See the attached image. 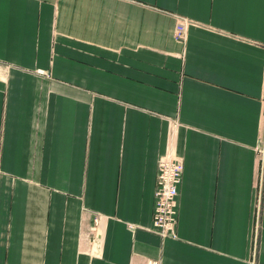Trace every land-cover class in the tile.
Here are the masks:
<instances>
[{
  "label": "crops",
  "instance_id": "1",
  "mask_svg": "<svg viewBox=\"0 0 264 264\" xmlns=\"http://www.w3.org/2000/svg\"><path fill=\"white\" fill-rule=\"evenodd\" d=\"M148 262L264 264V0H0V264Z\"/></svg>",
  "mask_w": 264,
  "mask_h": 264
},
{
  "label": "built area",
  "instance_id": "2",
  "mask_svg": "<svg viewBox=\"0 0 264 264\" xmlns=\"http://www.w3.org/2000/svg\"><path fill=\"white\" fill-rule=\"evenodd\" d=\"M188 21L179 19L174 32L178 39L184 38ZM183 170L182 161L170 144L166 153L156 166L155 188L153 192V211L151 231L162 238L176 236L177 194ZM148 264H155L148 262Z\"/></svg>",
  "mask_w": 264,
  "mask_h": 264
},
{
  "label": "rangeland",
  "instance_id": "3",
  "mask_svg": "<svg viewBox=\"0 0 264 264\" xmlns=\"http://www.w3.org/2000/svg\"><path fill=\"white\" fill-rule=\"evenodd\" d=\"M178 20H179V19H178ZM176 24H177V23H176ZM175 26H176V25H175ZM174 29H175V28H174ZM174 38H175L176 41H179V42H182L183 39H184V38H182V39H178V38H176V36H175V32H174ZM172 133H173V132H171L170 135H171Z\"/></svg>",
  "mask_w": 264,
  "mask_h": 264
}]
</instances>
